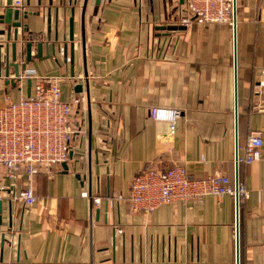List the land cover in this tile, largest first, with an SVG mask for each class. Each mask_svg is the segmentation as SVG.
Listing matches in <instances>:
<instances>
[{"label":"crops","instance_id":"obj_1","mask_svg":"<svg viewBox=\"0 0 264 264\" xmlns=\"http://www.w3.org/2000/svg\"><path fill=\"white\" fill-rule=\"evenodd\" d=\"M186 2L23 0L21 12L33 14L22 19L28 32L21 29L20 40L33 42L32 59L26 63L19 41L20 75L2 73L0 107L33 96L37 77L70 78L62 100L82 98L74 115L88 133L67 171L38 176L30 209L15 199L25 180L15 186L0 170V264H237L233 197L167 204L151 216L116 200L129 198L147 166L180 165L196 180H236L234 30L195 24L158 31L181 26L164 21ZM6 3L0 0V14ZM237 64L243 156L253 132L264 142V0H237ZM156 107L181 113L173 135L150 118ZM261 153L239 168L249 192L240 208V264H264V144ZM4 234L12 246L2 259Z\"/></svg>","mask_w":264,"mask_h":264},{"label":"built area","instance_id":"obj_2","mask_svg":"<svg viewBox=\"0 0 264 264\" xmlns=\"http://www.w3.org/2000/svg\"><path fill=\"white\" fill-rule=\"evenodd\" d=\"M16 10L23 9V0H12ZM235 0H187L175 14L168 15L166 24L190 28L200 25H228L234 27ZM26 75L23 79H32ZM35 93L18 102L8 101L0 107V170L19 186L25 180V189L15 199L28 209L38 201L35 184L41 174L51 175L69 164L70 155L86 138L87 129L76 120L75 111L82 104V98L70 102L62 100V83L70 78H36ZM181 113L166 108H152L150 118L169 125V134L175 132V125ZM263 135L253 132L247 139L244 155L235 164L250 166L262 157ZM239 171V170H238ZM89 197L88 194H84ZM224 196L234 198L240 211L248 199L245 185L228 176L216 175L203 179H191L183 166L162 170L153 166L144 168L131 185L129 198L117 196L116 200L128 202L134 214L151 216L158 208L174 203L188 204L206 197ZM95 206L100 198L92 197Z\"/></svg>","mask_w":264,"mask_h":264},{"label":"water","instance_id":"obj_3","mask_svg":"<svg viewBox=\"0 0 264 264\" xmlns=\"http://www.w3.org/2000/svg\"><path fill=\"white\" fill-rule=\"evenodd\" d=\"M184 0H181L183 3ZM88 0H85V6L87 5ZM6 9L3 14H0V25L5 26L6 29L0 31V36L5 37V42L0 43V78L2 77V73L5 71L6 75L10 73V69L13 68L15 70V76L19 77L20 65L18 64V44L19 41H24L26 48V63H29L32 59V41L20 40V30L22 29L24 33L28 32V27L22 24V19H27L29 15L33 13H22L21 10H15L12 6V0H7ZM187 28L182 26H161L158 27V31H168V32H176V31H185ZM234 67H235V132H236V160L239 157V113H238V64H237V0H235V8H234ZM74 31L73 25L71 24V36L70 41L72 43V49L75 46L74 43ZM22 41V42H23ZM43 44H37L38 56L41 57ZM6 50V55L3 57V50ZM26 70V65L22 67ZM79 86V90H80ZM91 142V139H90ZM65 171L68 170L66 164L63 165ZM239 166L236 165V184L239 182ZM12 246L6 239V235L4 234L1 239V257L3 259L5 247ZM236 259L237 264H240V211L237 208L236 215Z\"/></svg>","mask_w":264,"mask_h":264},{"label":"rangeland","instance_id":"obj_4","mask_svg":"<svg viewBox=\"0 0 264 264\" xmlns=\"http://www.w3.org/2000/svg\"><path fill=\"white\" fill-rule=\"evenodd\" d=\"M71 156V155H70Z\"/></svg>","mask_w":264,"mask_h":264}]
</instances>
